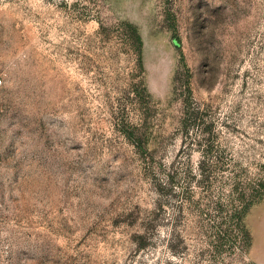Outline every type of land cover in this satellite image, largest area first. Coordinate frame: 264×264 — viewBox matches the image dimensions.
Here are the masks:
<instances>
[{
	"label": "rangeland",
	"instance_id": "374dc122",
	"mask_svg": "<svg viewBox=\"0 0 264 264\" xmlns=\"http://www.w3.org/2000/svg\"><path fill=\"white\" fill-rule=\"evenodd\" d=\"M263 185L264 0H0V264H264Z\"/></svg>",
	"mask_w": 264,
	"mask_h": 264
},
{
	"label": "trees",
	"instance_id": "16d2710c",
	"mask_svg": "<svg viewBox=\"0 0 264 264\" xmlns=\"http://www.w3.org/2000/svg\"><path fill=\"white\" fill-rule=\"evenodd\" d=\"M132 34H133V37L135 39V41L139 44H141V38L139 36V34L137 33L136 29L132 28ZM175 42V41H174ZM130 135V134H129ZM133 139V138H132ZM134 141V139H133ZM136 142V140H135ZM263 189H264V185H263ZM245 207L246 206H243L242 209L239 208L238 210H234L231 215H230V218L231 220L233 221L234 225L237 227V231H243L242 229V224H241V220H242V214L245 210Z\"/></svg>",
	"mask_w": 264,
	"mask_h": 264
}]
</instances>
